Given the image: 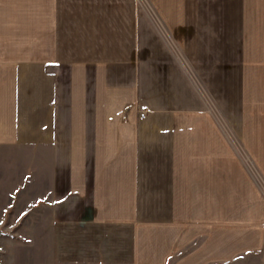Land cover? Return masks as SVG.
I'll return each mask as SVG.
<instances>
[{"label": "crops", "instance_id": "obj_1", "mask_svg": "<svg viewBox=\"0 0 264 264\" xmlns=\"http://www.w3.org/2000/svg\"><path fill=\"white\" fill-rule=\"evenodd\" d=\"M18 227L41 264H264V0H0Z\"/></svg>", "mask_w": 264, "mask_h": 264}, {"label": "rangeland", "instance_id": "obj_2", "mask_svg": "<svg viewBox=\"0 0 264 264\" xmlns=\"http://www.w3.org/2000/svg\"><path fill=\"white\" fill-rule=\"evenodd\" d=\"M142 1L146 4L148 0ZM176 48L180 50L177 45ZM22 233L18 227L9 235L0 234V264H41L40 260L45 261L44 252L38 248V235Z\"/></svg>", "mask_w": 264, "mask_h": 264}, {"label": "built area", "instance_id": "obj_3", "mask_svg": "<svg viewBox=\"0 0 264 264\" xmlns=\"http://www.w3.org/2000/svg\"><path fill=\"white\" fill-rule=\"evenodd\" d=\"M146 114H147V110H143V111L140 113V117H144Z\"/></svg>", "mask_w": 264, "mask_h": 264}]
</instances>
